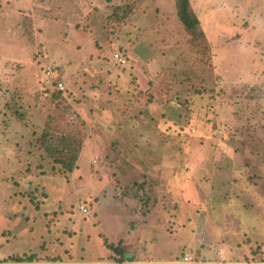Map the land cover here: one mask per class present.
<instances>
[{
  "label": "rangeland",
  "instance_id": "rangeland-1",
  "mask_svg": "<svg viewBox=\"0 0 264 264\" xmlns=\"http://www.w3.org/2000/svg\"><path fill=\"white\" fill-rule=\"evenodd\" d=\"M178 1L0 0V264L264 262V0Z\"/></svg>",
  "mask_w": 264,
  "mask_h": 264
},
{
  "label": "crops",
  "instance_id": "crops-1",
  "mask_svg": "<svg viewBox=\"0 0 264 264\" xmlns=\"http://www.w3.org/2000/svg\"><path fill=\"white\" fill-rule=\"evenodd\" d=\"M30 112V111H29ZM233 200H230V202H232ZM196 203V202H195ZM251 204V203H250ZM250 204H248V202L243 201L241 202L240 206H249ZM222 237V236H221ZM216 243H218L219 239H216ZM248 241H250V238H248ZM264 243V241H262ZM241 242L238 240H236L233 244L230 243V241H223V247L226 249H229V256H226V253L216 244L213 246L212 244H209V246L207 248H204V244L200 241L197 244H193V245H189L190 248L193 247H198L201 249V252L199 253V255L197 256H193L192 250H188L186 253L183 254H190L193 256V258L196 260L195 263H189V264H264L263 261H255V258L252 257V261H243L241 260V258H232L234 256H236L234 250H236V244H240ZM256 245H259V241L255 240ZM189 249V248H188ZM253 249H249L248 252H251ZM29 250H25L24 253H27ZM263 255H264V244H263ZM44 261L43 262H47V250L44 251ZM182 254V255H183ZM115 255V254H114ZM114 255L110 256V258L108 260H110V262L108 263H103V264H118L117 261L114 260ZM181 255V256H182ZM234 255V256H233ZM176 256H170L169 258H157V263H167L170 259L175 258ZM138 258V257H137ZM180 258V257H178ZM204 259H210L209 261H205ZM227 259V260H226ZM137 262H139V260H137ZM146 262V261H145ZM18 264H33V261L31 262H17ZM125 262H123L124 264ZM122 264V263H119Z\"/></svg>",
  "mask_w": 264,
  "mask_h": 264
},
{
  "label": "trees",
  "instance_id": "trees-1",
  "mask_svg": "<svg viewBox=\"0 0 264 264\" xmlns=\"http://www.w3.org/2000/svg\"><path fill=\"white\" fill-rule=\"evenodd\" d=\"M178 17L182 25L184 26L185 30L189 31L192 34L202 35L203 31L200 27V21L196 13L191 8L189 0H179L178 1ZM55 149L52 147H48L47 151L52 154ZM57 162L62 163L64 166H67L68 171H72L74 169L73 164L71 161L66 159H59ZM104 245L108 248L113 250L115 253L114 260L123 263V262H133L137 261L136 255L131 252H126L119 245H116L114 242L108 241L104 239ZM117 254V255H116ZM117 256V257H116ZM4 260L3 264H5ZM14 264V263H12Z\"/></svg>",
  "mask_w": 264,
  "mask_h": 264
},
{
  "label": "built area",
  "instance_id": "built-area-1",
  "mask_svg": "<svg viewBox=\"0 0 264 264\" xmlns=\"http://www.w3.org/2000/svg\"><path fill=\"white\" fill-rule=\"evenodd\" d=\"M115 57H118V54H116ZM53 75H54L53 69H51V67H46L45 77H44L45 86L47 87V85H50L57 91L64 90L65 87H64L63 82L58 78L57 75L54 77ZM80 209L85 213L88 212V209L83 205L80 206ZM195 262L196 260L193 258L192 255L184 254L180 258H176L174 260L168 261L166 264H189V263H195Z\"/></svg>",
  "mask_w": 264,
  "mask_h": 264
}]
</instances>
